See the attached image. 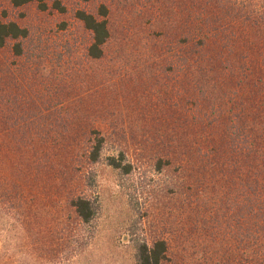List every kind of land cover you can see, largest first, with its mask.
<instances>
[{"label":"rangeland","instance_id":"374dc122","mask_svg":"<svg viewBox=\"0 0 264 264\" xmlns=\"http://www.w3.org/2000/svg\"><path fill=\"white\" fill-rule=\"evenodd\" d=\"M41 2L44 9L39 0L19 8L0 0V22L28 32L20 56L13 43L0 50V264H135L134 241L159 238L170 249L163 264H199L204 231L218 229V199L187 191L182 165L156 172L167 131L158 121L175 111V67L202 49L195 35L233 56L218 62L247 64L234 52L264 38V0ZM101 6L110 39L92 61L91 36L75 13L98 16ZM98 128L113 132L103 157L120 146L140 158L128 177L103 158L85 164L82 142ZM77 196L94 202L92 223H80L69 206Z\"/></svg>","mask_w":264,"mask_h":264},{"label":"trees","instance_id":"16d2710c","mask_svg":"<svg viewBox=\"0 0 264 264\" xmlns=\"http://www.w3.org/2000/svg\"><path fill=\"white\" fill-rule=\"evenodd\" d=\"M9 1L19 8L35 0ZM39 3L42 9L46 7L41 0ZM54 9L63 11L57 2ZM75 18L91 36L87 57L101 60L110 39L107 9L101 6L98 16L77 11ZM196 24L189 18L190 28L196 29ZM27 35V30L14 22H0V50L13 43L12 53L20 56L19 41ZM200 37L195 35L194 39L202 49L186 52L181 68L174 69L171 101L175 104L168 109L175 111L159 117L158 123H165L167 131L161 133L165 144L155 157L154 168L161 173L165 167L182 165L190 174L187 191L201 193L206 202L211 195L218 199L219 214L213 217L218 229L212 235L203 230L199 264H264V38L243 41L247 51L234 54L247 64L235 65L218 62L233 56L221 57L223 54L215 48L203 46L209 40L206 35L202 37L204 42ZM191 41L189 38L190 46ZM112 133L98 128L85 134L81 146L85 164L94 166L103 158L120 177H128L141 160L120 146L103 157ZM66 136L62 134L61 138L66 140ZM88 181L94 178L89 176ZM69 206L80 223L94 220L96 208L91 199L72 197ZM133 248L135 264L169 260V244L164 239L150 243L135 240Z\"/></svg>","mask_w":264,"mask_h":264}]
</instances>
